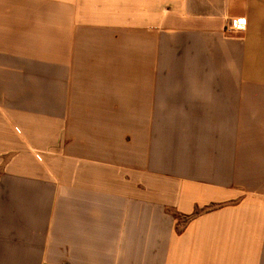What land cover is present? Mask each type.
Segmentation results:
<instances>
[{
    "label": "crops",
    "instance_id": "0c3cea01",
    "mask_svg": "<svg viewBox=\"0 0 264 264\" xmlns=\"http://www.w3.org/2000/svg\"><path fill=\"white\" fill-rule=\"evenodd\" d=\"M0 264H264V0H0Z\"/></svg>",
    "mask_w": 264,
    "mask_h": 264
},
{
    "label": "built area",
    "instance_id": "2783aa9c",
    "mask_svg": "<svg viewBox=\"0 0 264 264\" xmlns=\"http://www.w3.org/2000/svg\"><path fill=\"white\" fill-rule=\"evenodd\" d=\"M245 27V20L244 19H238L235 21V23L232 26V29L241 30Z\"/></svg>",
    "mask_w": 264,
    "mask_h": 264
}]
</instances>
